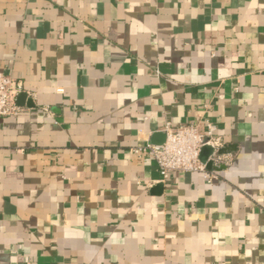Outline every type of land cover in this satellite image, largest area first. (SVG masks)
<instances>
[{"label": "crops", "instance_id": "crops-1", "mask_svg": "<svg viewBox=\"0 0 264 264\" xmlns=\"http://www.w3.org/2000/svg\"><path fill=\"white\" fill-rule=\"evenodd\" d=\"M0 72V264H264V0H0ZM203 119L213 182L133 154Z\"/></svg>", "mask_w": 264, "mask_h": 264}, {"label": "built area", "instance_id": "built-area-1", "mask_svg": "<svg viewBox=\"0 0 264 264\" xmlns=\"http://www.w3.org/2000/svg\"><path fill=\"white\" fill-rule=\"evenodd\" d=\"M24 91L21 81L0 72V116L13 115L24 108L18 104V96ZM216 131L217 124L208 119L177 127L167 124L164 143L137 146L133 148V154L141 158H154L163 182L172 172H200L209 182H213L218 177V169L231 166L233 161L231 153L222 151L225 142ZM206 146H210L212 152L203 162L201 153ZM208 163H211V168Z\"/></svg>", "mask_w": 264, "mask_h": 264}, {"label": "water", "instance_id": "water-1", "mask_svg": "<svg viewBox=\"0 0 264 264\" xmlns=\"http://www.w3.org/2000/svg\"><path fill=\"white\" fill-rule=\"evenodd\" d=\"M26 97H27L26 93H21L18 96V104L24 105L26 103ZM211 152H212V148L210 146H206L203 148L202 153H201V159L203 162L207 161V158L209 157ZM208 167L211 168V163H208ZM161 187H162V185H159L158 189H160Z\"/></svg>", "mask_w": 264, "mask_h": 264}]
</instances>
